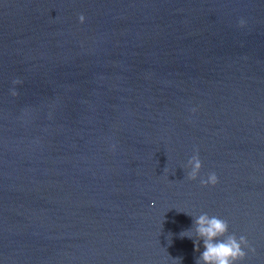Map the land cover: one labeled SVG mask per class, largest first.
<instances>
[{
  "label": "water",
  "instance_id": "95a60500",
  "mask_svg": "<svg viewBox=\"0 0 264 264\" xmlns=\"http://www.w3.org/2000/svg\"><path fill=\"white\" fill-rule=\"evenodd\" d=\"M0 264H264V0H0Z\"/></svg>",
  "mask_w": 264,
  "mask_h": 264
}]
</instances>
